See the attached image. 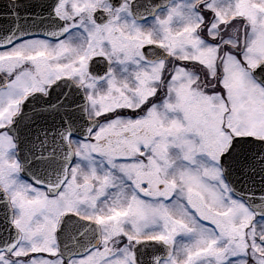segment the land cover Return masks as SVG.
Wrapping results in <instances>:
<instances>
[{
    "label": "snow or ice",
    "instance_id": "snow-or-ice-1",
    "mask_svg": "<svg viewBox=\"0 0 264 264\" xmlns=\"http://www.w3.org/2000/svg\"><path fill=\"white\" fill-rule=\"evenodd\" d=\"M0 264H264V0H0Z\"/></svg>",
    "mask_w": 264,
    "mask_h": 264
}]
</instances>
